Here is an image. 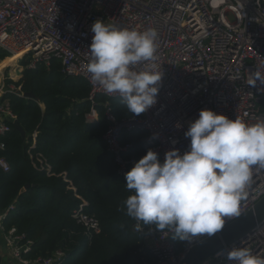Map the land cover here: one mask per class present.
I'll list each match as a JSON object with an SVG mask.
<instances>
[{
  "label": "built area",
  "instance_id": "2783aa9c",
  "mask_svg": "<svg viewBox=\"0 0 264 264\" xmlns=\"http://www.w3.org/2000/svg\"><path fill=\"white\" fill-rule=\"evenodd\" d=\"M97 20L141 32H158L157 59L150 62L157 65V71L164 72L157 103L139 116L120 121L110 109L106 114L111 126L105 141L124 179L137 161L124 159L123 153L131 146L121 144L122 133L148 132L146 142L163 163L170 150L178 149L181 155L190 151L191 139L185 137V132L201 110H212L231 120L239 118L250 125L264 121V84L253 79L256 71L264 75V0H0V50L9 55V60L15 59L18 75L13 79L10 72V77L2 75L0 79V138L17 120L4 97L15 92L24 97L15 85L6 84V79L20 80L22 61L28 69L58 62L67 77L82 78L89 84L91 101L96 96L121 100L118 94L106 93L91 83L87 70L94 35L91 27ZM134 70H146V64H138ZM88 119L96 121L97 113L93 110ZM0 167L8 171L3 159ZM41 169L50 170L44 165ZM252 177L241 201V216L264 197V167L255 166ZM82 202L73 217L93 234H99L97 220L85 213L88 204ZM13 208L0 213V231L15 264L60 263L65 257L63 252L46 260L24 258L32 251L33 243L16 229L6 232L2 226ZM238 218H225V227ZM133 231L143 237L156 264H180L195 245L208 238L186 241L183 252H179L167 231L146 229L137 220ZM233 247H246L264 257V223L246 239L225 246L201 264H234L226 259Z\"/></svg>",
  "mask_w": 264,
  "mask_h": 264
},
{
  "label": "trees",
  "instance_id": "16d2710c",
  "mask_svg": "<svg viewBox=\"0 0 264 264\" xmlns=\"http://www.w3.org/2000/svg\"><path fill=\"white\" fill-rule=\"evenodd\" d=\"M8 58L0 50V64ZM21 64L20 80L6 79V84L15 85L23 94L33 93L37 99H26L19 92L3 99L27 134L24 140L10 124L11 131L0 138L4 145L0 159L8 164V171L0 167V213L14 206L2 222L4 230L14 228L33 243L32 251L24 255L28 260H46L63 252L65 257L57 264H156L143 237L133 231L135 220L121 211L123 202L134 193L119 175L105 141L111 126L108 109L119 121L134 114L118 99L96 96L91 101L89 84L67 77L58 62L36 69H28L26 61ZM93 110L98 119L91 122L88 115ZM148 135L146 131L121 134V144L131 146L123 153L125 160L138 162L147 154L151 149ZM43 165L50 170H42ZM83 200L88 204L85 213L99 224V234L73 217ZM143 226L156 229L155 225ZM164 231L183 252L186 241Z\"/></svg>",
  "mask_w": 264,
  "mask_h": 264
},
{
  "label": "clouds",
  "instance_id": "9594fccd",
  "mask_svg": "<svg viewBox=\"0 0 264 264\" xmlns=\"http://www.w3.org/2000/svg\"><path fill=\"white\" fill-rule=\"evenodd\" d=\"M88 72L91 83L116 93L129 113L139 116L157 103L164 72L157 71L158 32L137 31L97 20L91 27ZM146 64V70L135 66ZM264 84V75L253 74ZM185 137L190 151L166 152L164 162L149 149L126 173L127 189L134 194L121 211L173 238L191 242L214 236L225 218L241 216V201L255 166L264 167V121L247 124L212 110H201ZM123 229L124 225L119 226ZM226 259L234 264H264V257L246 247H233Z\"/></svg>",
  "mask_w": 264,
  "mask_h": 264
},
{
  "label": "water",
  "instance_id": "95a60500",
  "mask_svg": "<svg viewBox=\"0 0 264 264\" xmlns=\"http://www.w3.org/2000/svg\"><path fill=\"white\" fill-rule=\"evenodd\" d=\"M24 98L37 99L33 93L24 94ZM13 127L24 140L27 139V134L18 120L13 122ZM26 188H28V186ZM261 223H264V197L243 216L224 227V229L214 236L208 237L195 245L185 255L180 264H201L210 259L225 246H232L246 239Z\"/></svg>",
  "mask_w": 264,
  "mask_h": 264
},
{
  "label": "crops",
  "instance_id": "0c3cea01",
  "mask_svg": "<svg viewBox=\"0 0 264 264\" xmlns=\"http://www.w3.org/2000/svg\"><path fill=\"white\" fill-rule=\"evenodd\" d=\"M1 77L2 76H0V79ZM0 253L3 259V264H15L8 249L6 248V245L3 240V234L1 233V231H0Z\"/></svg>",
  "mask_w": 264,
  "mask_h": 264
},
{
  "label": "rangeland",
  "instance_id": "374dc122",
  "mask_svg": "<svg viewBox=\"0 0 264 264\" xmlns=\"http://www.w3.org/2000/svg\"><path fill=\"white\" fill-rule=\"evenodd\" d=\"M8 61H9V59H8ZM15 66H16L15 63L12 62V63L7 64L5 66V68L2 70H1L2 67H0V76L4 75V76L10 77V75H11L10 72L13 73V70H15V68H16ZM13 79H16V78L14 77Z\"/></svg>",
  "mask_w": 264,
  "mask_h": 264
},
{
  "label": "bare ground",
  "instance_id": "6f19581e",
  "mask_svg": "<svg viewBox=\"0 0 264 264\" xmlns=\"http://www.w3.org/2000/svg\"><path fill=\"white\" fill-rule=\"evenodd\" d=\"M14 61L15 59L9 60V61H6L4 64L0 65V67H2L1 70L4 69L7 64L12 63V62L14 63ZM12 76L15 78L18 76L15 70H13Z\"/></svg>",
  "mask_w": 264,
  "mask_h": 264
}]
</instances>
